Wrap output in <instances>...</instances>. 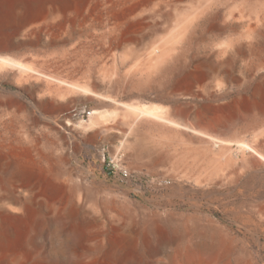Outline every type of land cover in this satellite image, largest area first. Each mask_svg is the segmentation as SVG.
<instances>
[{
    "label": "rangeland",
    "instance_id": "rangeland-1",
    "mask_svg": "<svg viewBox=\"0 0 264 264\" xmlns=\"http://www.w3.org/2000/svg\"><path fill=\"white\" fill-rule=\"evenodd\" d=\"M18 1L0 0V47L14 53L19 60L46 74H54L56 66L69 61V70H73L75 79L97 80L99 90H110L126 104H159L172 110L183 105L193 109L212 105L216 118L212 123L198 125L191 119L188 124L234 142L244 138L255 144L264 141V133L260 134L264 130V102L253 93V87L264 82V38L255 37L250 30V22L264 13V0H224L210 6L209 10L215 11L211 25L218 29L227 27L228 33L235 32L247 43L255 44L253 49L242 48L221 72L201 71L192 86L190 82L174 83L175 77H168L161 84L160 68L147 69L146 74H139L135 84L125 91L120 88L116 91L114 85L116 81L120 85L125 83L127 70L134 61L116 63L106 56L101 49L105 29L101 22L94 19L79 24L77 34L63 42L52 43L39 0H27L36 3L27 11V17L31 16L33 21L28 30L23 29L26 32L18 33L22 23L13 19ZM207 6L205 0H179L162 10L167 19L157 14L154 22L160 26L183 24L190 12H201ZM232 13L241 15L236 29ZM143 33L145 41H149L151 26ZM86 35H91L90 39ZM84 43L95 47L89 50ZM215 47L220 48L203 39L193 45L188 54L207 55ZM41 84L37 79L19 82L14 70L0 71L1 142L2 139H12L13 143L17 140L14 144L19 150L31 147L37 158L41 154L53 156L58 166L70 168L74 180L82 187L81 202L97 216L102 215L101 206L105 203L112 204L113 215H119L121 222H126L130 216L140 220L144 212L154 216L197 215L207 219L202 221L205 225L221 230L234 240L233 260L240 264H264V161H258L249 152L234 153L237 145L225 153L217 148L220 157L214 156L203 143L208 140L205 136L163 122L143 127V131L156 137L147 139L148 143L146 139H128L132 117L127 110L109 125L111 129L99 127L85 131L80 122L93 115L99 102L82 93H72L63 99ZM237 102L236 108L231 106ZM173 117L182 121L177 115ZM117 151L125 155L128 167L138 172L135 179L103 173L104 157ZM61 158H66L63 165ZM87 215L85 219H89ZM184 224L187 228L192 225ZM98 230L97 226L93 231ZM91 245L86 243L79 252L88 251ZM177 246V242L171 243L166 250L170 255H166L163 246L157 255L151 251L141 253L138 262L133 264H186L177 255ZM107 251L104 249L95 255L90 264H110Z\"/></svg>",
    "mask_w": 264,
    "mask_h": 264
},
{
    "label": "bare ground",
    "instance_id": "bare-ground-1",
    "mask_svg": "<svg viewBox=\"0 0 264 264\" xmlns=\"http://www.w3.org/2000/svg\"><path fill=\"white\" fill-rule=\"evenodd\" d=\"M177 1L179 0H39L43 15L48 21L45 27L52 43L63 42L74 36L79 32L76 26L89 20L96 19L103 24L105 29L101 36V49L106 56L116 63L134 61V65L127 70L125 83L120 85L116 81V91L119 88L120 91L131 88L139 74H146L145 70L156 68H160L162 73L159 78L161 84L168 77H175L174 83L184 81L195 86L199 72H221L225 64L232 62L242 48H255L254 42L247 43L237 33H228L227 27L218 29L211 25L215 11H210V6L224 0H205L207 8L201 12L193 10L183 24L160 26L154 22L157 14L167 19L162 10ZM33 4L36 3H29L27 0L16 3L13 19L22 23L18 33L27 29L33 21L29 18L31 16L27 17V11ZM239 16V13H232L235 29L239 25ZM256 18L255 22H250V30L255 37L264 38V13ZM147 26L152 28L149 41H145L147 38L143 33ZM90 36L86 35L87 39ZM203 39L212 41L220 48L215 47L207 55L188 54V50ZM86 44L84 43L85 46ZM92 46L86 48L93 50L95 46ZM68 62L64 61L56 66L54 74H46L0 47V71L14 70L19 82L40 80L43 87L57 92L63 99L72 93L93 96L99 106L94 108L93 115L88 120L80 122L85 131L99 127L111 129L109 125L114 124L121 112L127 110L132 117L128 139H146L148 143L147 139L156 137L143 131V127L163 122L205 136L208 140L203 143L214 156L220 157L216 152L217 148L225 153L233 145H237L234 153L249 152L258 161H264L262 140L256 144L249 138L234 142L188 124L191 119L198 125L202 122L212 123L216 119L212 105H203L198 109L183 105L172 110L159 104H126L110 90H99L97 80L81 82L75 79ZM253 93L264 102V82L253 87ZM125 106H128L127 109H124ZM231 106L236 108L238 102ZM173 115L179 116L182 121L174 119ZM263 133L264 130L260 134ZM2 141L0 264H90L93 257L104 252V249H108L110 264H133L138 262L141 253L151 251L157 255L161 246L166 251L171 243L176 242L177 255L186 264H240L232 259L234 240L221 230L205 225L202 221L207 219L197 215L168 213L166 216H154L144 212L140 220L130 216L126 222H121L119 215V218L113 215L114 207L111 203L102 204V215L97 216V213L81 202L82 187L74 180L73 171L63 165L66 158L60 159V164L64 167L61 168L53 156L41 154L37 158L31 147L19 150L14 144L17 140L14 143L12 139ZM23 144L25 145L24 142ZM244 163L247 161L244 160ZM87 214L89 219H85ZM184 222L192 225L187 228ZM97 226L99 230L94 232ZM86 243L92 245L88 251L80 253V248ZM159 245L161 246L158 247ZM166 255H170V252L166 251Z\"/></svg>",
    "mask_w": 264,
    "mask_h": 264
},
{
    "label": "built area",
    "instance_id": "built-area-1",
    "mask_svg": "<svg viewBox=\"0 0 264 264\" xmlns=\"http://www.w3.org/2000/svg\"><path fill=\"white\" fill-rule=\"evenodd\" d=\"M103 173L107 176L119 175L122 179L133 180L138 172L128 167L125 155L120 151L104 157Z\"/></svg>",
    "mask_w": 264,
    "mask_h": 264
}]
</instances>
